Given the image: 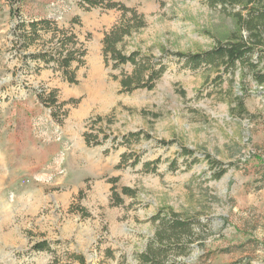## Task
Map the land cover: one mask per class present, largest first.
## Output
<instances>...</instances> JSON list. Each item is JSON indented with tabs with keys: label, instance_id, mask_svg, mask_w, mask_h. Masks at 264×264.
<instances>
[{
	"label": "rangeland",
	"instance_id": "obj_1",
	"mask_svg": "<svg viewBox=\"0 0 264 264\" xmlns=\"http://www.w3.org/2000/svg\"><path fill=\"white\" fill-rule=\"evenodd\" d=\"M120 1L137 10L143 25L118 47L137 51L148 67L166 65L150 89L123 90L121 79L135 65L104 61L106 31L131 13L83 10L76 0H29L21 10L28 19H57L72 29L86 54L78 83H34L38 97L55 90L66 102L60 109L44 104L60 112L62 137L52 126L44 131V117L35 119L41 139L59 143L37 176L19 135V172L0 187V264H146L145 253L154 263L264 264V85L240 67L233 73L193 67L174 54L225 42L237 31L234 14L264 8V0ZM77 15L80 22H73ZM14 24L0 0L2 53L15 49ZM11 70L1 58L0 102L18 74ZM245 91L249 114H233L234 97ZM172 217L188 225L165 233L163 222ZM44 240L48 248L34 247Z\"/></svg>",
	"mask_w": 264,
	"mask_h": 264
},
{
	"label": "trees",
	"instance_id": "obj_2",
	"mask_svg": "<svg viewBox=\"0 0 264 264\" xmlns=\"http://www.w3.org/2000/svg\"><path fill=\"white\" fill-rule=\"evenodd\" d=\"M9 5L10 14L15 18L13 27L14 46L18 50L27 49L29 45L40 43L41 49L38 52H33L24 55L25 63L30 58L36 61H42L48 67H52L54 71H59L62 77L69 83H78L76 78V70L78 67L85 64L83 56L86 52L78 46L77 33L72 29L59 26L57 19L51 20L49 18L28 19L21 16V10L25 3L29 0H6ZM78 6L83 10H90L95 7H103L104 9H119L124 15L132 14L128 20L113 25V27L106 31L103 38V53L104 61L109 64V59L115 61L114 66L121 63L131 62L135 65L133 73L123 75L121 79L122 89L126 91L135 90L138 87L152 88L154 80L160 78L165 70L166 65L160 63L148 67L147 62L138 59L139 53L134 51L132 54L124 53L119 47L118 42L123 39L127 34H131L134 27L143 25V19L135 8L128 7L123 1L120 0H76ZM215 2H222L223 0H214ZM247 7L246 5L243 6ZM235 25L237 31H234L225 42H220L204 51L197 53L176 52L178 57H184L187 62L193 67H197L203 63L206 65H216L223 67L225 72H235L237 68H241L242 74H250V76L260 85H264V8H247L244 14L238 12L234 14ZM73 22H80V17H74ZM133 22H138L134 25ZM48 35L50 37L48 38ZM77 65L74 67V64ZM160 65V66H158ZM29 67V63L25 65ZM41 66L35 69L39 72ZM149 71L146 75L145 73ZM43 90L39 93V99L43 104L57 107L60 109L66 102H59L55 90L45 93ZM247 91L242 94H237L234 97V105L231 107L233 114L242 116L249 114L247 105H245V96ZM71 102L74 104L79 102V99L72 98ZM60 113V112H59ZM58 110H54L53 115L58 118ZM62 122V119L59 117ZM93 139V138H92ZM90 134L85 133V140L91 143L93 140ZM97 143H100L97 141ZM186 153H191L187 149ZM217 166L219 162H216ZM225 172L224 168L217 171V176H221ZM112 182L116 178L111 179ZM114 194L121 200L118 192L113 187ZM126 193H131V189L124 187ZM175 216V214H173ZM188 220L172 217L169 221L163 222L165 233H173L188 225ZM161 234V233H160ZM163 235V234H162ZM49 243L47 240L40 241L34 245L36 249L44 250L48 248ZM147 255V256H146ZM143 262L146 264H166L165 262L157 263L148 257V253L143 255Z\"/></svg>",
	"mask_w": 264,
	"mask_h": 264
},
{
	"label": "crops",
	"instance_id": "obj_3",
	"mask_svg": "<svg viewBox=\"0 0 264 264\" xmlns=\"http://www.w3.org/2000/svg\"><path fill=\"white\" fill-rule=\"evenodd\" d=\"M12 43L14 46L13 39ZM33 46H36L37 49ZM41 48L40 43L29 45L27 49L23 48V50L15 48L8 53H2V48H0V59L2 58L4 63L7 62L12 66L11 73L15 70L18 72L14 78L15 81L7 86L9 97L5 95L4 97L7 99L0 102V110L6 111L5 113L0 111V187L6 181L7 176L11 175V172L16 173L20 168L21 162L16 158L17 146L21 139H19V135L24 140L26 139L31 148L30 157H32L34 166L33 173L37 176L45 173L49 163L54 158V154L59 149L58 142H46L41 139L42 135L38 131L35 119L47 117L48 110H46V106L40 101L38 95L34 93V89L35 84L40 82L52 87H56L61 83H70L62 77L59 71L55 72L52 67H47L40 60L36 61L28 58L29 67L26 68L27 63H25L24 55L38 52ZM38 66H41V69L36 72L35 69ZM20 117L22 119L26 118L24 124L20 123Z\"/></svg>",
	"mask_w": 264,
	"mask_h": 264
},
{
	"label": "built area",
	"instance_id": "obj_4",
	"mask_svg": "<svg viewBox=\"0 0 264 264\" xmlns=\"http://www.w3.org/2000/svg\"><path fill=\"white\" fill-rule=\"evenodd\" d=\"M46 110H48V116L43 118V120H45L46 122V126L45 128V132L48 134L50 132V128L49 126H52L54 129L51 131L54 135V137L56 139H61L62 135H61V126L59 125L60 123V120H59V115H58V118L56 117H53V112L50 108H46ZM42 134L44 132H41Z\"/></svg>",
	"mask_w": 264,
	"mask_h": 264
}]
</instances>
